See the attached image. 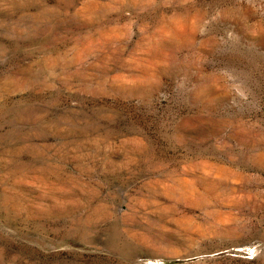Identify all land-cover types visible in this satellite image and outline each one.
I'll use <instances>...</instances> for the list:
<instances>
[{"label":"rangeland","instance_id":"rangeland-1","mask_svg":"<svg viewBox=\"0 0 264 264\" xmlns=\"http://www.w3.org/2000/svg\"><path fill=\"white\" fill-rule=\"evenodd\" d=\"M0 264H264V0H0Z\"/></svg>","mask_w":264,"mask_h":264}]
</instances>
